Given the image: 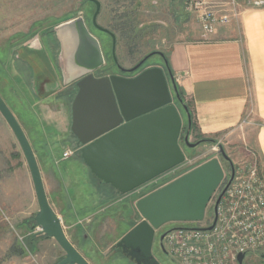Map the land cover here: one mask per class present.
Listing matches in <instances>:
<instances>
[{
  "label": "crops",
  "instance_id": "0c3cea01",
  "mask_svg": "<svg viewBox=\"0 0 264 264\" xmlns=\"http://www.w3.org/2000/svg\"><path fill=\"white\" fill-rule=\"evenodd\" d=\"M199 33L197 27L164 49L190 113L189 139H214L201 142L205 147L198 153L202 156L198 163L216 156L211 152L216 142L227 147L233 166L243 162L250 147L258 153L264 176V8L244 9L236 21L219 26L208 40H201ZM32 40L0 48L4 64V95L0 96L31 145L47 202L59 216L68 240L90 264H120L115 243L124 233L123 224L130 222L124 218L121 202L127 200L134 208L137 198L187 170L170 179L164 173L124 196L100 181L77 154L76 137L70 130L71 103L77 89L74 83H62L59 43L55 60H50L40 39V44ZM48 44L52 49L53 42L48 40ZM246 116L249 121L243 122ZM0 124L3 136H15L1 113ZM65 149L74 154L62 157ZM3 162L9 194L3 218L15 220L27 242L24 247L16 239L9 243L2 264H56L64 250L55 238L34 231L33 216L39 205L26 159L13 163L3 158Z\"/></svg>",
  "mask_w": 264,
  "mask_h": 264
},
{
  "label": "water",
  "instance_id": "95a60500",
  "mask_svg": "<svg viewBox=\"0 0 264 264\" xmlns=\"http://www.w3.org/2000/svg\"><path fill=\"white\" fill-rule=\"evenodd\" d=\"M89 1L95 4L91 23L110 35L111 55L117 63L116 36L96 21L100 1ZM52 30L59 43L57 61L62 83H74L77 89L71 103L70 125L76 137L77 154L100 181L110 184L121 194L132 192L183 163L187 157L186 147L204 142V139H189L190 113L178 94L166 58L165 69L153 65L132 76H96L93 71L105 64V57L99 39L90 31L84 17L76 15L61 21ZM32 43L40 44L39 38H34ZM152 54L164 57L162 51L154 50L135 65L119 68L132 72ZM172 92L186 111L184 130ZM0 113L13 131L31 173L39 205L33 216L40 227L38 232L55 238L65 252L56 264H90L68 240L59 216L48 204L31 145L1 96ZM217 152L220 158L212 156L135 200L133 206L140 219L115 243L123 255L135 264H161L151 252L155 229L170 221L202 220L208 201L222 180V161H226L231 170L227 184L233 175V164L222 145ZM215 211L216 207L214 216ZM211 227L212 224L192 228ZM237 259L243 264L244 254L239 253Z\"/></svg>",
  "mask_w": 264,
  "mask_h": 264
},
{
  "label": "rangeland",
  "instance_id": "374dc122",
  "mask_svg": "<svg viewBox=\"0 0 264 264\" xmlns=\"http://www.w3.org/2000/svg\"><path fill=\"white\" fill-rule=\"evenodd\" d=\"M100 3L101 6L96 21L102 26L111 28L116 33L115 57L117 63L111 56L110 36L91 25L89 27L90 31L102 43V51L105 57V64L95 70L94 75L105 72H108L107 74H121L123 72L119 66L123 68L132 66L143 54L150 50H162L167 58L168 53L164 49H167L172 41L184 37V35L199 27L193 15L186 11L178 0H100ZM94 9V4L86 0H0V48H5L14 41L22 42L30 38L34 39L36 38L34 35L37 34L40 37V42L45 45L44 50L50 60H55L54 57L58 50L57 40L53 30H49L59 22L76 15H82L88 24L87 20L91 19ZM48 40L53 42L52 49L48 44ZM165 57L152 54L145 61L143 69L155 64L165 69ZM2 62L3 54L0 51V95L3 97L1 66H4V64ZM173 102L179 109L182 130H184L187 121L186 111L180 106L174 94ZM2 131L0 124V264H2L4 248L9 243H12L15 239L20 243L22 239L27 242L24 235L21 239L22 234L15 220L3 218L4 202L7 197L9 198L8 187L5 184L7 180L4 181V175L7 172L3 169V158H10L13 163H17L19 159L23 161V158H26L15 136H11L10 139L3 136ZM190 139V141L195 140L194 137ZM204 147L203 143H199L192 148L186 147L185 152L187 153L185 154L191 162L188 165H179L176 169H170L167 173L165 172V177L170 179L184 171V169L189 170L199 164L198 162L202 159V156H199L198 153ZM206 147H208L207 144ZM192 150L194 152H190ZM224 150L225 152L228 151L227 147H224ZM211 152L215 153L214 151ZM226 154L228 155L227 152ZM208 155L212 156L211 154ZM216 156L220 158L219 154H216ZM222 164L224 169H227L228 163L222 161ZM85 189L82 191H85ZM121 207L124 209V214L129 215L130 220L129 223H124L123 229H121L125 233V230L131 227L130 223H133L134 218L139 215L127 200L123 204L121 202ZM206 214L210 215L211 212H206ZM204 222L205 218L199 221L186 222V224L201 226ZM180 224L184 223L174 221L170 222L167 227ZM117 255L121 259L120 264H132L119 251ZM162 260L163 264H179L170 254L166 253L162 255ZM243 264H264V256L257 251H251L245 255Z\"/></svg>",
  "mask_w": 264,
  "mask_h": 264
},
{
  "label": "built area",
  "instance_id": "2783aa9c",
  "mask_svg": "<svg viewBox=\"0 0 264 264\" xmlns=\"http://www.w3.org/2000/svg\"><path fill=\"white\" fill-rule=\"evenodd\" d=\"M178 1L193 15L201 40H208L219 26L236 21L244 9L264 8V0ZM248 121V116L244 117L243 122ZM219 145L220 142H216L212 151L217 152ZM246 153L243 162L233 166L229 183L222 187L224 191L215 203V220L213 217L198 226L212 224L210 229L186 226L165 233L163 245L179 264H239V253L244 257L251 251L264 254V176L260 171L258 153L250 147ZM73 154L74 150L65 149L62 157ZM190 162L186 157L180 166ZM39 230L36 225L34 231Z\"/></svg>",
  "mask_w": 264,
  "mask_h": 264
},
{
  "label": "flooded vegetation",
  "instance_id": "af4514ba",
  "mask_svg": "<svg viewBox=\"0 0 264 264\" xmlns=\"http://www.w3.org/2000/svg\"><path fill=\"white\" fill-rule=\"evenodd\" d=\"M88 21V27H90L91 25H92V23H91V19H89V20H87ZM93 26V25H92ZM90 29V28H89ZM97 29V28H96ZM108 34V33H107ZM109 35V34H108ZM110 36V35H109ZM111 38V37H110ZM101 46H103L102 45V43H101ZM110 46H111V44H110ZM147 54V53H146ZM146 54H144V55H146ZM144 55H142V57L144 56ZM164 55V54H163ZM112 56V55H111ZM151 56V55H150ZM150 56H148L141 64H140V66L138 67V68H136L134 71H132V72H129V74H128V72L127 71H122L123 73H121V75H124V76H132V75H135L136 73H138L140 70H142L143 69V66H144V64H145V61L150 57ZM142 57H140L133 65H135L137 62H139L140 61V59L142 58ZM164 57H165V55H164ZM166 58V57H165ZM132 65V66H133ZM156 65V64H155ZM153 66V65H152ZM131 67V66H130ZM146 68V67H145ZM190 130V129H189ZM214 154H218L217 152H215ZM224 164V163H223ZM222 163H221V165H223ZM223 167V166H222ZM230 172H231V170H230V166L228 165V167H227V169H224V167H223V177H222V180L220 181V183H219V185L217 186V188L215 189V191L213 192V194L211 195V197H210V199H209V201H208V204H207V206H206V208H205V210H204V214H203V218H205V222L204 223H206V222H208L209 221V219H211V218H213L214 217V207H215V203H216V201H217V198H218V196H219V191H221V189H222V187L226 184V182H228V180H229V177H230ZM135 190V189H134ZM133 208V207H132ZM136 211V210H135ZM206 212H211V214L210 215H207L206 214ZM129 215H125V219H129V217H128ZM140 216H138L137 218H134V220H136V222H137V220L138 219H140L139 218ZM202 218V219H203ZM135 222V223H136ZM170 222H174V221H170ZM170 222H166V223H164V224H162L159 228H157V229H155V231H154V236H153V240H152V245H151V252H152V254L154 255V257L161 263V264H163V260H162V255L164 254V253H166V254H168L167 253V251H166V249H165V247H164V245H163V238L162 239H160V236L163 234V233H166L168 230H170V229H173V227H167V225L170 223ZM179 222H182V223H184V224H180V225H178V226H174V227H186V226H189L188 224H186V222H190V221H179ZM134 223V224H135ZM133 224V225H134ZM132 225V226H133ZM165 235V234H164ZM164 235H163V237H164ZM125 256V255H124ZM126 257V256H125ZM128 260H130L128 257H126ZM131 261V260H130ZM131 263H133V264H135L133 261H131Z\"/></svg>",
  "mask_w": 264,
  "mask_h": 264
},
{
  "label": "trees",
  "instance_id": "16d2710c",
  "mask_svg": "<svg viewBox=\"0 0 264 264\" xmlns=\"http://www.w3.org/2000/svg\"><path fill=\"white\" fill-rule=\"evenodd\" d=\"M86 1H89V0H86ZM100 1V0H99ZM89 2H91V1H89ZM92 4H94L93 2H91ZM94 6H95V4H94ZM89 20V19H88ZM102 26V25H101ZM103 27H105V26H103ZM107 29H109L110 31H112L114 34H115V36H116V33L114 32V30H112L111 28H108V27H106ZM49 31H52V28L49 30ZM157 50V49H156ZM152 51H154V50H150V51H148V52H146V53H149V52H152ZM161 51V50H160ZM145 53V54H146ZM144 55V54H143ZM167 59V58H166ZM177 91H178V94L180 95V97L182 98V96H181V93H180V91H179V89H177ZM203 141H208V142H212V141H214V139H212V138H204V140ZM24 237V236H23ZM23 237H21V239L23 238ZM16 242H18L17 241V239H16ZM20 242H18V244H19ZM24 243H25V241L22 239L21 240V245H23L22 247H24Z\"/></svg>",
  "mask_w": 264,
  "mask_h": 264
}]
</instances>
